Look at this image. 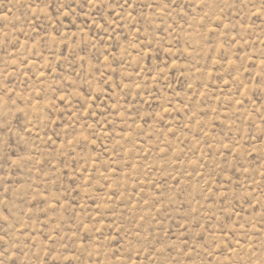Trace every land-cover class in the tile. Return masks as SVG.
<instances>
[{
  "label": "rangeland",
  "instance_id": "obj_1",
  "mask_svg": "<svg viewBox=\"0 0 264 264\" xmlns=\"http://www.w3.org/2000/svg\"><path fill=\"white\" fill-rule=\"evenodd\" d=\"M0 264H264V0H0Z\"/></svg>",
  "mask_w": 264,
  "mask_h": 264
}]
</instances>
